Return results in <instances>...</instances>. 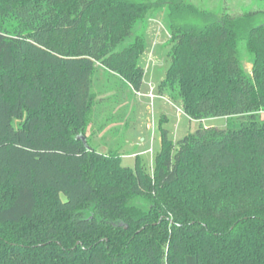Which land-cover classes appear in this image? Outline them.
<instances>
[{"label":"trees","instance_id":"trees-1","mask_svg":"<svg viewBox=\"0 0 264 264\" xmlns=\"http://www.w3.org/2000/svg\"><path fill=\"white\" fill-rule=\"evenodd\" d=\"M157 11L171 39L159 93L227 126L174 143L160 122L149 172L122 163L124 140L103 152L87 130L99 64L141 89L139 25ZM263 111L264 10L0 0V264H264Z\"/></svg>","mask_w":264,"mask_h":264},{"label":"rangeland","instance_id":"rangeland-1","mask_svg":"<svg viewBox=\"0 0 264 264\" xmlns=\"http://www.w3.org/2000/svg\"><path fill=\"white\" fill-rule=\"evenodd\" d=\"M183 1L192 2L216 14L226 10L236 14L264 10V0ZM141 26L145 27L147 36V48L140 58L145 68L143 85L139 91H135L118 72L99 64L94 74V89L103 93V99L96 106L94 124L88 127L87 137L90 138V144L97 145L103 152L119 146L124 140L122 163L134 167L136 156H139L148 171L152 172L155 156L161 147L160 122L169 129L171 140L177 143L180 138L194 132L200 123L226 128L227 120L224 117L195 120L185 111L181 102L173 101L167 95L161 96L158 85L170 64L168 52L171 39L165 11L148 13L140 22ZM241 53L244 54L243 50ZM244 66L251 75L253 64L247 57ZM150 84L154 87V99L147 95L151 91Z\"/></svg>","mask_w":264,"mask_h":264},{"label":"built area","instance_id":"built-area-1","mask_svg":"<svg viewBox=\"0 0 264 264\" xmlns=\"http://www.w3.org/2000/svg\"><path fill=\"white\" fill-rule=\"evenodd\" d=\"M150 92L147 94L149 97H151L152 99L156 98V95L153 93L154 87L150 84ZM140 93V92H139ZM141 94V93H140ZM163 96V95H161ZM164 97V96H163ZM180 110V109H179Z\"/></svg>","mask_w":264,"mask_h":264},{"label":"water","instance_id":"water-1","mask_svg":"<svg viewBox=\"0 0 264 264\" xmlns=\"http://www.w3.org/2000/svg\"><path fill=\"white\" fill-rule=\"evenodd\" d=\"M82 139H83L85 145H87V146L89 147V145H88V143H87V139H86V137L83 136Z\"/></svg>","mask_w":264,"mask_h":264},{"label":"crops","instance_id":"crops-1","mask_svg":"<svg viewBox=\"0 0 264 264\" xmlns=\"http://www.w3.org/2000/svg\"><path fill=\"white\" fill-rule=\"evenodd\" d=\"M160 140H161V138H160ZM160 146H161V143H160Z\"/></svg>","mask_w":264,"mask_h":264}]
</instances>
